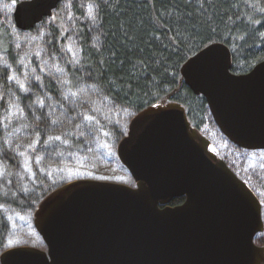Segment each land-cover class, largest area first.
<instances>
[{
  "label": "water",
  "instance_id": "95a60500",
  "mask_svg": "<svg viewBox=\"0 0 264 264\" xmlns=\"http://www.w3.org/2000/svg\"><path fill=\"white\" fill-rule=\"evenodd\" d=\"M62 0H21L17 27L29 29ZM228 46L212 42L181 66L184 83L206 99L234 144L264 149V59L231 71ZM117 154L133 186L76 179L47 194L34 224L45 249L23 245L0 253V264H264L255 243L263 230L252 189L209 147L182 104L135 113ZM179 197L177 205L170 202Z\"/></svg>",
  "mask_w": 264,
  "mask_h": 264
},
{
  "label": "rangeland",
  "instance_id": "374dc122",
  "mask_svg": "<svg viewBox=\"0 0 264 264\" xmlns=\"http://www.w3.org/2000/svg\"><path fill=\"white\" fill-rule=\"evenodd\" d=\"M19 1L0 0V24L9 30L14 56L0 52L7 83H0L1 140L14 158L9 162L0 144V253L23 245L45 249L35 212L43 198L64 183L87 178L134 185L118 157L115 134L126 133L135 112L110 100L87 77L74 86L69 80V67L81 59L77 27H85L91 45L101 43V0H62L51 16L29 29L15 24ZM47 79L55 92L48 90ZM203 131L211 151L236 167L233 147L217 126L210 123ZM239 177L261 203L263 230L255 243L264 248L258 242L264 235V190L247 176Z\"/></svg>",
  "mask_w": 264,
  "mask_h": 264
},
{
  "label": "trees",
  "instance_id": "16d2710c",
  "mask_svg": "<svg viewBox=\"0 0 264 264\" xmlns=\"http://www.w3.org/2000/svg\"><path fill=\"white\" fill-rule=\"evenodd\" d=\"M116 3L111 0L106 9L97 6L99 46L91 45L83 25L77 27L81 59L69 67V80L74 86L87 77L110 100L135 113L150 105L176 101L202 133L206 125L216 124L204 96L184 83L182 64L212 42L228 46L234 73L247 72L264 59V0H119V7H114ZM4 51L14 57L9 30L0 24V52ZM5 74L0 65V83L6 87ZM45 82L49 91H56L51 80ZM1 105L0 100V144L12 163L13 155L1 140ZM124 133L115 134L117 142ZM230 145L236 167L224 158L228 166L264 190V149H245L231 141ZM183 199L175 198L171 204ZM2 232L0 213V247ZM258 242L264 244V235Z\"/></svg>",
  "mask_w": 264,
  "mask_h": 264
},
{
  "label": "snow or ice",
  "instance_id": "6c2138e0",
  "mask_svg": "<svg viewBox=\"0 0 264 264\" xmlns=\"http://www.w3.org/2000/svg\"><path fill=\"white\" fill-rule=\"evenodd\" d=\"M111 3V0H103L102 3H98L97 6L98 7H102L104 9L107 8V5ZM114 7H119V0H117V3L115 5H113Z\"/></svg>",
  "mask_w": 264,
  "mask_h": 264
},
{
  "label": "flooded vegetation",
  "instance_id": "af4514ba",
  "mask_svg": "<svg viewBox=\"0 0 264 264\" xmlns=\"http://www.w3.org/2000/svg\"><path fill=\"white\" fill-rule=\"evenodd\" d=\"M218 129H219V128H218ZM220 132H221V131H220ZM221 133H222V132H221ZM225 137H226V136H225ZM226 138H227V137H226ZM227 139H228V138H227ZM228 140H229V139H228ZM229 141H230V140H229ZM232 143H233V142H232ZM237 146H238V145H237ZM242 148H243V147H242ZM245 149H246V148H245ZM252 150H254V149H252ZM223 160H224V159H223ZM224 161H225V160H224ZM225 162H226V161H225ZM227 165H228V164H227ZM234 173H235V172H234ZM134 184H135V181H134ZM183 201H184V199H183ZM183 201H182V202H183ZM171 202H172V201H171ZM171 202H170V205H172ZM182 202H181V203H182ZM179 204H180V203H179ZM175 205H177V204H175ZM259 232H261V231H259ZM259 232H258V233H259Z\"/></svg>",
  "mask_w": 264,
  "mask_h": 264
}]
</instances>
